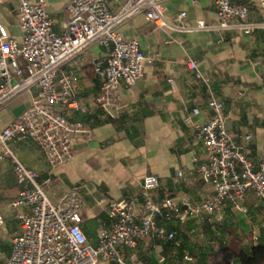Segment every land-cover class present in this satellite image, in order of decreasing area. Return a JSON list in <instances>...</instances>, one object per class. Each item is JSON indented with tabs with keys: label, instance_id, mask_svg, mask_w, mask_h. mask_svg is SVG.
Instances as JSON below:
<instances>
[{
	"label": "crops",
	"instance_id": "crops-1",
	"mask_svg": "<svg viewBox=\"0 0 264 264\" xmlns=\"http://www.w3.org/2000/svg\"><path fill=\"white\" fill-rule=\"evenodd\" d=\"M250 7V19H259L252 0H234ZM53 29L62 33L68 21L70 0H45ZM16 0H0V24L20 38L16 18ZM166 16L175 21L181 11L185 22H216L211 0H163ZM111 10L118 4L109 2ZM125 38H135L145 57L143 76L129 85L120 81L108 105L99 104L101 78L92 71L94 57H104L108 46L90 44L63 64L62 70L78 80L73 93L79 108L63 113L90 128V137H76L69 161L48 165L41 148L31 140L10 141L20 160L36 171L46 195L56 201L72 186L80 185L84 209L80 226L90 244H96L98 227L109 228L113 219L100 198L139 201L148 194L154 201L171 197L174 202L196 203L213 194L208 181L196 172L207 160V151L194 123H203L210 115L208 99L223 103L226 131L243 146L258 167L264 157V29L250 34L233 30L183 32L152 25L138 13L118 27ZM195 60L201 77L188 68ZM169 79L171 81H169ZM203 79H207L205 82ZM31 91H24L0 106V127L17 118L13 110L29 104ZM189 117V121H184ZM156 175L159 184L145 192L141 181ZM18 185L10 159L0 158V208L4 223L0 229V264H7L12 239L22 232L18 212L29 213L30 206L14 207ZM247 213L226 202L220 211L179 221L159 218V224L174 232L173 239L143 237L135 248H124L127 261L137 264H211L208 256L220 241L237 237L241 244L264 243V202L248 191ZM256 234V235H255ZM97 264H111L100 260Z\"/></svg>",
	"mask_w": 264,
	"mask_h": 264
},
{
	"label": "built area",
	"instance_id": "built-area-1",
	"mask_svg": "<svg viewBox=\"0 0 264 264\" xmlns=\"http://www.w3.org/2000/svg\"><path fill=\"white\" fill-rule=\"evenodd\" d=\"M112 1L118 4L115 10L110 9V0H70L62 33L53 29L54 20L45 0H16L20 38L11 36L0 24V106L11 97L34 89L29 104L17 118L0 127V158L10 159L18 185L17 197L11 204L30 206L29 213L16 214L22 232L12 239L7 264H97L100 260L137 264L125 259L124 248H135L143 237L174 238V232L159 224V218L195 219L220 211L226 202L247 213L248 191L264 202V157L255 167L244 147L226 131L223 103L216 98L208 99V119L193 124L207 151L206 162L200 163L196 172L210 183L213 194L209 198L180 204L167 196L154 201L148 194L141 201L135 196L119 200L100 198L99 203L106 207L113 222L109 228H97V242L93 245L80 226L84 209L81 186H72L56 201L46 195L39 174L25 166L10 141L35 142L48 165L55 166L72 159L76 137H90V128L84 122L69 119L63 113L67 108H79L73 93L78 76L62 70L69 59L92 43L109 47L104 57L91 61L92 71L101 78L97 101L108 105L118 83L133 84L143 76L144 64L152 61L145 57L137 39L125 38L118 30L120 24L138 13H143L155 27L183 32L233 30L250 34L264 29V0H252L259 19H250V7L246 4L211 0L216 9L214 24L204 20L188 24L185 11L170 21L163 0ZM187 66L201 77L195 60L189 59ZM141 184L145 192L150 191L158 186V177L146 175ZM3 223L0 208V229ZM261 229L264 231V222Z\"/></svg>",
	"mask_w": 264,
	"mask_h": 264
},
{
	"label": "trees",
	"instance_id": "trees-1",
	"mask_svg": "<svg viewBox=\"0 0 264 264\" xmlns=\"http://www.w3.org/2000/svg\"><path fill=\"white\" fill-rule=\"evenodd\" d=\"M208 258L211 264H264V243L241 244L237 237L220 241Z\"/></svg>",
	"mask_w": 264,
	"mask_h": 264
},
{
	"label": "water",
	"instance_id": "water-1",
	"mask_svg": "<svg viewBox=\"0 0 264 264\" xmlns=\"http://www.w3.org/2000/svg\"><path fill=\"white\" fill-rule=\"evenodd\" d=\"M24 108H25V105H23V104L17 106V107L13 110L14 115L18 116Z\"/></svg>",
	"mask_w": 264,
	"mask_h": 264
}]
</instances>
